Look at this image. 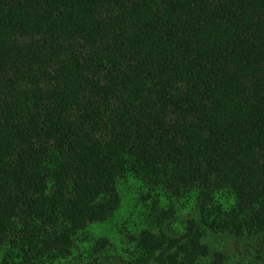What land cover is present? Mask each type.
<instances>
[{"label": "trees", "instance_id": "16d2710c", "mask_svg": "<svg viewBox=\"0 0 264 264\" xmlns=\"http://www.w3.org/2000/svg\"><path fill=\"white\" fill-rule=\"evenodd\" d=\"M204 234L264 235V0H0V264H248Z\"/></svg>", "mask_w": 264, "mask_h": 264}, {"label": "rangeland", "instance_id": "374dc122", "mask_svg": "<svg viewBox=\"0 0 264 264\" xmlns=\"http://www.w3.org/2000/svg\"><path fill=\"white\" fill-rule=\"evenodd\" d=\"M222 241H224V246L229 247L230 249L237 251L238 257L248 264H264V235H260V237H255L251 240H242L238 242V245L235 244L230 239H227L225 236H213L210 234H204L200 239V244L205 247L209 253L212 252V249L222 250L224 248L222 246ZM166 243V242H165ZM124 248L131 251L129 248L131 245L126 240L123 239ZM183 253H177L176 256L180 257ZM131 259V258H130ZM201 264H207V257L200 258ZM198 260V261H199Z\"/></svg>", "mask_w": 264, "mask_h": 264}]
</instances>
